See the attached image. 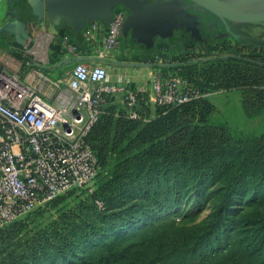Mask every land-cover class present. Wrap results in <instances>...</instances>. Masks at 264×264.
Instances as JSON below:
<instances>
[{
    "label": "rangeland",
    "instance_id": "rangeland-1",
    "mask_svg": "<svg viewBox=\"0 0 264 264\" xmlns=\"http://www.w3.org/2000/svg\"><path fill=\"white\" fill-rule=\"evenodd\" d=\"M228 26V42L237 36L264 43V22ZM219 51L211 46L205 53ZM246 67L259 76L249 77L237 62L183 71L196 85L208 74L228 79L230 90L203 92L204 110L183 113L179 127L148 143L138 135L162 110L146 99L145 116L130 125L128 109L112 102L92 138L103 161L97 198L70 189L1 226L0 264H161L168 257L155 258L142 242L171 232L185 237L181 249L215 260L238 244L254 264H264V71Z\"/></svg>",
    "mask_w": 264,
    "mask_h": 264
},
{
    "label": "built area",
    "instance_id": "built-area-1",
    "mask_svg": "<svg viewBox=\"0 0 264 264\" xmlns=\"http://www.w3.org/2000/svg\"><path fill=\"white\" fill-rule=\"evenodd\" d=\"M126 17L121 8L113 12L101 48L95 43L97 24L87 25L81 36L88 56L119 51ZM63 48L66 55H78L67 38ZM142 93L122 78L113 82L97 61L73 63L67 75L55 79L38 67L9 72L0 66V227L70 189L92 194L102 168L87 137L111 98H121L130 118L137 119ZM149 94L158 107L204 96L186 78L161 70L153 75Z\"/></svg>",
    "mask_w": 264,
    "mask_h": 264
},
{
    "label": "crops",
    "instance_id": "crops-1",
    "mask_svg": "<svg viewBox=\"0 0 264 264\" xmlns=\"http://www.w3.org/2000/svg\"><path fill=\"white\" fill-rule=\"evenodd\" d=\"M219 1L250 9L249 0ZM116 3L126 10L128 19L142 12L152 22V33L146 41L137 36L134 25L128 28L124 25L119 51L115 54L103 52L105 57L117 58L116 61L119 62L149 63L156 57L176 59V62L183 63L177 66L179 67L202 64L206 61L200 59L209 57L226 58L232 56L231 51L235 48V39L232 43L225 39V34L231 30L228 26L230 20L252 24L264 22L227 16L194 0H0V66L9 72L38 67L52 79L63 78L70 72L73 63L60 67L54 65L67 58L88 56L81 33L89 23L97 24L94 37L96 45L101 48L111 11ZM254 7L259 9L264 7V3ZM14 20L21 21L22 31L28 37L24 45L18 43L13 32L2 31ZM160 26L164 29L158 28ZM220 30L222 34L214 45L212 39L218 36ZM66 38L78 47L77 56L65 54L63 40ZM252 42L250 38L249 46L236 50L235 56H251L255 53L251 46L254 44L259 45V56L264 60V43ZM219 44L223 46L222 49L217 47ZM211 46L215 47L216 52L221 53V50L224 54L205 53ZM112 69L114 73L110 75L111 80L115 82L118 78L126 81L130 79L133 84L128 87L139 88L151 108L150 105L154 103L149 94L152 67L112 65ZM117 98H111L110 102L116 101V105L125 107L121 98Z\"/></svg>",
    "mask_w": 264,
    "mask_h": 264
},
{
    "label": "trees",
    "instance_id": "trees-1",
    "mask_svg": "<svg viewBox=\"0 0 264 264\" xmlns=\"http://www.w3.org/2000/svg\"><path fill=\"white\" fill-rule=\"evenodd\" d=\"M243 41V43L249 44V39L238 37ZM85 53L86 55H90L89 51L90 49L85 44ZM236 50L231 51L232 56H228L226 58H220L215 60H208L202 65H210L215 62H237L244 66L243 71L245 73H249V69L246 66H256L259 70L264 71V60L261 58H257L256 60L252 59L251 56L247 57H237L235 56ZM165 62L163 63H173L176 62V59H163ZM257 61V63H256ZM197 65H186V66H170V67H158L159 70L162 72H173L177 73L180 76L186 78L190 83L195 85L200 89V91L206 92L208 90H217V91H228L230 90L229 81L228 79H223L219 76L217 77H211L209 74L207 77H205V81L202 85H196L191 78L185 73L182 74L183 71H192L196 70ZM180 72V73H179ZM204 74V73H203ZM249 73V77H252L253 79L259 76L258 73L252 74ZM257 84H260L258 80H256ZM254 85V84H253ZM260 85H257L259 87ZM263 86V85H262ZM144 97V96H143ZM145 100L144 97L143 101L140 102V104L136 107L137 113L139 117L137 119H122L124 120L125 124H135L137 120L143 119L145 116V110H147V107L145 106ZM200 106H204L206 108L208 106V102H206L203 98L197 99L195 101H192L187 104L183 105H177V106H163L159 107L162 111L158 116H155L154 119L149 121L146 124V127L141 131V133L138 135L140 138L141 143H148L153 140H158L164 137L165 135L173 132L177 127L180 126V120L183 115V113L190 111L192 109H200L204 110V108H199ZM126 109V107H124ZM206 110V109H205ZM103 114L100 116L98 122L93 126L91 129L88 137L87 142L92 148V150L96 153L98 161L100 163L101 168L103 169V161L94 148L92 144V138L96 132H98L100 129H102L105 126V123H107V120L111 116L112 112V106L106 105ZM133 128V126H132ZM101 175V173H100ZM98 176V178L100 177ZM97 178V181H98ZM97 185V184H96ZM97 186L95 191L90 194L94 196V198H97ZM137 236V234H134L132 237ZM130 238V239H131ZM185 237L181 235H177L174 232L165 234L163 236H157L154 239H150L148 243L146 241L142 242L148 245L150 247L151 254L156 258L157 256L166 255L168 257V260L161 263V264H254L251 257H247L244 255V253L240 250L238 244H234L233 246L229 247L226 251H224L222 256H218L215 260L213 257L208 258L205 257L203 254H196L193 251H187L184 249H181L186 243ZM142 246V245H141ZM214 260V261H213Z\"/></svg>",
    "mask_w": 264,
    "mask_h": 264
},
{
    "label": "water",
    "instance_id": "water-1",
    "mask_svg": "<svg viewBox=\"0 0 264 264\" xmlns=\"http://www.w3.org/2000/svg\"><path fill=\"white\" fill-rule=\"evenodd\" d=\"M37 1V0H36ZM197 3L204 5L210 9L217 11L218 13L239 18L245 20H252V21H264V7L255 8L256 4L264 3V0H249V7L250 9L241 8L236 5H230L219 0H194ZM248 6V5H246ZM252 7V8H251ZM109 22V21H108ZM151 18L146 14L140 12L138 14L132 15L128 20L125 21V28L129 26L136 27L137 36L142 38L146 41L147 38L151 35L152 31H150L151 26ZM108 24V23H107ZM155 24V23H153ZM157 28V27H155ZM158 28H162L161 26ZM11 31L15 34L16 40L20 45L25 44V40H27V36L22 31V24L20 20H14L10 22L6 27L2 29V31ZM216 57H209L200 59L201 61H208V60H215ZM81 61H97V62H104L110 63L112 65H121V66H128V67H170V66H178L183 63L173 62V63H129V62H119L114 59H110L107 57H97V56H77L71 57L64 60L59 61L54 67H60L71 63L81 62Z\"/></svg>",
    "mask_w": 264,
    "mask_h": 264
},
{
    "label": "flooded vegetation",
    "instance_id": "flooded-vegetation-1",
    "mask_svg": "<svg viewBox=\"0 0 264 264\" xmlns=\"http://www.w3.org/2000/svg\"><path fill=\"white\" fill-rule=\"evenodd\" d=\"M115 2H117L118 0H114ZM87 2H85V4H86ZM116 7H118V8H121L120 6H119V4H115L114 6H113V8H112V11H111V16H112V14H113V12L116 10ZM122 9V8H121ZM124 9V8H123ZM122 9V10H123ZM124 11V13H125V15L127 16V13H126V10L124 9L123 10ZM111 18V17H110ZM126 19L128 20V16L126 17ZM110 20V19H109ZM124 28V27H123ZM235 39V45H234V50H238V49H240V48H242L243 46H249V44H246V43H243V41L241 40V39H239L237 36L234 38ZM253 48H254V51H255V53H253L251 56H252V58H254V60H256L257 58H260L261 56H259V51H260V48H259V45H251ZM215 48V47H214ZM213 48V49H214ZM263 52H264V50H263ZM233 57V56H232ZM237 57H239V56H237ZM256 63H257V61H256Z\"/></svg>",
    "mask_w": 264,
    "mask_h": 264
}]
</instances>
